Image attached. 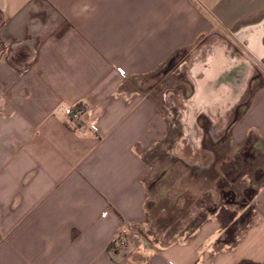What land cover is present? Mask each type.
Returning a JSON list of instances; mask_svg holds the SVG:
<instances>
[{
	"label": "crops",
	"instance_id": "0c3cea01",
	"mask_svg": "<svg viewBox=\"0 0 264 264\" xmlns=\"http://www.w3.org/2000/svg\"><path fill=\"white\" fill-rule=\"evenodd\" d=\"M217 33L238 48L193 62L203 108L237 103L243 85L225 83L264 79V0H0V264L264 263V172L246 220L219 207L181 241L148 232L145 155L167 127L146 77ZM69 104L96 118L86 136L67 127ZM228 130L264 157V83Z\"/></svg>",
	"mask_w": 264,
	"mask_h": 264
},
{
	"label": "rangeland",
	"instance_id": "374dc122",
	"mask_svg": "<svg viewBox=\"0 0 264 264\" xmlns=\"http://www.w3.org/2000/svg\"><path fill=\"white\" fill-rule=\"evenodd\" d=\"M234 40L232 33L211 35L194 48L178 52L146 77L158 94H166L161 102L166 136L145 155L148 232L162 244L181 241L214 208L242 210L241 220H246L251 213L247 204L263 180L264 157L252 149L256 140L252 137L237 146L231 143L228 130L253 88L264 83L261 74L253 72L252 78L241 76L221 86L237 93L243 85L234 106L203 108L191 97L199 76L192 71L193 62L203 65L214 44L233 57L238 48ZM216 82L208 85L215 87Z\"/></svg>",
	"mask_w": 264,
	"mask_h": 264
},
{
	"label": "built area",
	"instance_id": "2783aa9c",
	"mask_svg": "<svg viewBox=\"0 0 264 264\" xmlns=\"http://www.w3.org/2000/svg\"><path fill=\"white\" fill-rule=\"evenodd\" d=\"M65 123L75 134L86 136L91 127L96 124V118L93 117L92 111L80 104H69L63 108ZM127 229L121 227L116 237L119 244H124L123 234ZM184 236H181V239Z\"/></svg>",
	"mask_w": 264,
	"mask_h": 264
},
{
	"label": "flooded vegetation",
	"instance_id": "af4514ba",
	"mask_svg": "<svg viewBox=\"0 0 264 264\" xmlns=\"http://www.w3.org/2000/svg\"><path fill=\"white\" fill-rule=\"evenodd\" d=\"M207 65V64H206ZM207 67V66H206ZM204 68L203 69V71L205 72V70L207 69V68ZM213 75H214V73L212 74H210V73H206V76H205V78H207V77H209V78H207V79H210L211 77H213ZM203 83H204V81H198V86H197V92H196V95H195V97L196 98H199V96L201 95V94H203V89H202V87H203ZM205 87V86H204ZM221 88V87H220ZM205 89V88H204ZM219 90V89H218ZM221 93H225V91H224V89H222L221 90ZM210 96V95H209ZM213 97V98H212ZM210 96V97H208V100H207V104L205 103L204 104V106H206V105H212V104H214V103H216L217 104V102H218V98H219V94H214L213 96Z\"/></svg>",
	"mask_w": 264,
	"mask_h": 264
},
{
	"label": "bare ground",
	"instance_id": "6f19581e",
	"mask_svg": "<svg viewBox=\"0 0 264 264\" xmlns=\"http://www.w3.org/2000/svg\"><path fill=\"white\" fill-rule=\"evenodd\" d=\"M208 67H206L207 69L205 70L206 73H210L211 70H212V67H213V62L211 60H208V64H207ZM202 69H204L202 67ZM210 71V72H209Z\"/></svg>",
	"mask_w": 264,
	"mask_h": 264
},
{
	"label": "trees",
	"instance_id": "16d2710c",
	"mask_svg": "<svg viewBox=\"0 0 264 264\" xmlns=\"http://www.w3.org/2000/svg\"><path fill=\"white\" fill-rule=\"evenodd\" d=\"M178 52H180V51H177V52L173 53V55H171V56L167 59V61H168L169 59H172V58L174 57V55H176ZM167 61H166V62H167ZM240 264H252V263H250V262H242V263H240ZM262 264H264V263H262Z\"/></svg>",
	"mask_w": 264,
	"mask_h": 264
}]
</instances>
